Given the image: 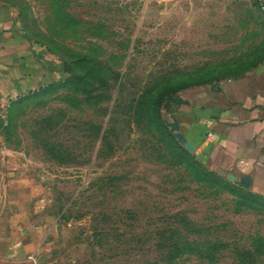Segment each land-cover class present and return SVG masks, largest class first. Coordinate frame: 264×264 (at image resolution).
<instances>
[{
	"label": "rangeland",
	"instance_id": "rangeland-1",
	"mask_svg": "<svg viewBox=\"0 0 264 264\" xmlns=\"http://www.w3.org/2000/svg\"><path fill=\"white\" fill-rule=\"evenodd\" d=\"M0 1L58 72L0 97L1 250L19 243L27 264H264V196L207 171L168 124L182 89L264 60L258 0Z\"/></svg>",
	"mask_w": 264,
	"mask_h": 264
},
{
	"label": "crops",
	"instance_id": "crops-1",
	"mask_svg": "<svg viewBox=\"0 0 264 264\" xmlns=\"http://www.w3.org/2000/svg\"><path fill=\"white\" fill-rule=\"evenodd\" d=\"M18 6L0 1V97L56 80L57 61L26 38ZM169 125L214 174L264 196V60L239 77L185 88ZM19 243L0 249V264H27Z\"/></svg>",
	"mask_w": 264,
	"mask_h": 264
},
{
	"label": "water",
	"instance_id": "water-1",
	"mask_svg": "<svg viewBox=\"0 0 264 264\" xmlns=\"http://www.w3.org/2000/svg\"><path fill=\"white\" fill-rule=\"evenodd\" d=\"M172 131H175V126L174 125H169ZM174 135L177 137V139L179 140V142L184 146V148L189 152L194 154V149L191 145H189L188 143H185L184 139L182 138V136H180L179 134H177L176 132H174ZM197 158H199V156H196ZM229 179H233V176L229 175L228 176Z\"/></svg>",
	"mask_w": 264,
	"mask_h": 264
},
{
	"label": "built area",
	"instance_id": "built-area-1",
	"mask_svg": "<svg viewBox=\"0 0 264 264\" xmlns=\"http://www.w3.org/2000/svg\"><path fill=\"white\" fill-rule=\"evenodd\" d=\"M260 9L264 12V0H258Z\"/></svg>",
	"mask_w": 264,
	"mask_h": 264
},
{
	"label": "trees",
	"instance_id": "trees-1",
	"mask_svg": "<svg viewBox=\"0 0 264 264\" xmlns=\"http://www.w3.org/2000/svg\"><path fill=\"white\" fill-rule=\"evenodd\" d=\"M182 90H184V89H182ZM181 90V91H182ZM155 108H156V106H155ZM157 111V110H156ZM183 151H185L184 149H182ZM204 167V166H203ZM205 168V167H204ZM206 169V168H205ZM207 170V169H206ZM207 171H209V170H207ZM209 172H211V171H209ZM211 173H213V172H211ZM214 174V173H213ZM216 175V174H215ZM218 176V175H217ZM220 177V176H219ZM234 183V182H233Z\"/></svg>",
	"mask_w": 264,
	"mask_h": 264
}]
</instances>
